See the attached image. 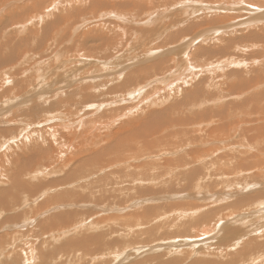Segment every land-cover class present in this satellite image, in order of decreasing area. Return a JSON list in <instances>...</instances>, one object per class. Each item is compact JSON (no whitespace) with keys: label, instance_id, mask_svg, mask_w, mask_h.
<instances>
[{"label":"rangeland","instance_id":"obj_1","mask_svg":"<svg viewBox=\"0 0 264 264\" xmlns=\"http://www.w3.org/2000/svg\"><path fill=\"white\" fill-rule=\"evenodd\" d=\"M159 1L0 0V5L5 4L3 8L0 7V103L2 104H0V174L3 173V163L14 164L10 174L8 170L6 171L9 178H5L6 175L0 183V264H264V33L255 30V27L250 29H247V26L239 27V24L246 23L250 17L253 18L252 15L256 16L258 12L261 15L264 13V1L259 0L260 3L263 2V6H255L254 2L252 3L255 7L245 5L247 9L250 7L249 9L254 11L253 14L249 9L242 11V5H238L237 0L236 5L233 4L234 0H225L232 6H230L232 11L225 7L220 10L218 6L225 2L224 0H190L191 2L187 0L186 4L179 5L178 9L176 5L175 7L169 5L170 2L175 3L177 0ZM161 3L164 5L162 6ZM197 7L202 11L199 14L194 10ZM95 8H99V12ZM151 12L152 16L149 14ZM240 12L245 15L240 16ZM215 14H223V16L227 14L229 18L227 16L228 19L221 23L213 22ZM39 16H42L40 20H36ZM202 17L204 21L198 22L200 27L195 28V32H188L187 36L180 37L176 42L171 41L173 44L168 42L161 45L164 38L167 40L170 35L172 39L176 31H180V27L174 26L179 23L177 21L195 22ZM233 17L237 19H232ZM241 17L243 19H240ZM29 19L34 20V23L25 26L26 28L23 27L24 29L18 28L20 31L17 30L18 24H26ZM72 21L77 24L76 35L85 34L84 39L79 36L78 45L75 43L78 38L74 37V32V34L71 32L69 42L66 35L68 28L76 27L71 25ZM120 26L134 35L130 41L133 44L129 43L128 51L115 57L116 54L112 51L119 47L116 41L118 43L125 41V39L122 42L120 40L122 32L117 29ZM225 26L227 29L224 28L221 35L222 39L226 40L224 43L217 41L218 37L214 38V41H201L195 44L192 49L194 60H191L190 54H185L188 46H185L187 42L184 43L182 40L188 38L190 40L192 35L205 36L216 27ZM108 28L115 30L116 33ZM240 28L242 30L246 28L243 31L247 32L243 33L246 37L241 32L232 34V30L240 31ZM225 32L231 34L228 33L226 36ZM251 33H255L256 38H250ZM158 37L163 40L156 41ZM239 37L245 38L244 41L249 40L250 45L261 42L259 44L261 47L255 50L251 48L253 52L244 50L250 45H243ZM154 41L156 42L153 45ZM106 42L111 49L106 50L108 48L105 47L102 49L101 45L106 46ZM238 47L240 50L237 49ZM120 48L122 51V47ZM80 52L83 53L82 57L79 55ZM89 53L93 54L91 58ZM176 60L180 62L182 60L183 67L187 64L189 73L180 78L175 75L172 77L173 74L169 73L161 77L163 80L156 76L158 79L154 77L157 80L153 81L154 83L150 80L148 84H152L146 89L143 88V91L146 93L152 91L151 100L161 97V102L152 107L149 105L146 110L151 109L149 110L151 113L146 117L127 121L123 126L113 127V130H116L132 123L133 126L123 131H135L134 133L120 136L118 140L106 138V134L99 131V123L95 122H99L100 116L105 114L114 117L115 112L120 111L119 108L127 107L129 111L134 103H124L125 99H122L119 100V104L106 105L105 101H102L103 97L112 99L113 96L105 95H108L114 87L119 88L116 94L124 95L126 93L124 85L130 77L141 80L143 75L156 74L155 67L168 62L173 66ZM243 63L247 64L242 66ZM192 66L195 67L194 72ZM202 67L205 68L199 71L198 69ZM187 70L184 69L183 73ZM193 73H196V76ZM173 79L174 83H177L178 87H183L185 92L190 90V95L176 96L175 85L169 86ZM145 82L143 80L140 85L144 86ZM247 82L250 84L258 82V84L249 85L250 89L238 87L242 83L248 86ZM199 84L201 89L196 93L197 88L194 87ZM232 85L235 87L231 88ZM192 94L194 96H191ZM172 96L178 98L173 101ZM191 97H198L195 100L198 103L202 102L200 103L202 106L180 111L177 106L182 104L188 107ZM211 101L217 102L211 103ZM96 105L103 106L97 111ZM172 110H175L176 115ZM127 111L124 112V116H127L125 114ZM50 117L55 119L52 120ZM223 117L227 118L224 120ZM130 118L134 119L133 116ZM236 119L239 122L236 129L238 132L233 135L235 130L224 126V123L228 122L229 125V122H237ZM63 122H69L73 127L53 130ZM244 129L245 133H242ZM204 135L205 138H199ZM38 136L43 146L42 149L35 150L34 143L38 141ZM21 142H25L26 145L21 147ZM152 142H159L164 149L180 151V154L178 152L176 155L172 151H170L172 153L167 152L162 155L163 159L155 158L162 162L158 167L164 169L156 168L155 172L170 173L165 175L161 184L131 182L134 185H129L126 181L121 182L127 180L128 175L113 176L111 179L118 182V185L114 187L107 185V190L116 193L120 202H124L117 207L109 205V203L116 205V202L113 198L108 201L109 203L104 201L103 197L107 194L104 195L102 191L103 184L99 181L101 176L103 177L108 171L111 172L112 166L115 165L117 168L119 165V162L118 165L116 164L117 161L131 156L134 149L142 148L141 146ZM60 143L63 146L61 151L58 149ZM94 144L97 145L90 146ZM78 146H83L82 152L86 147H90L88 157L92 158L80 165H75V159L73 160L72 168L77 174L79 171L80 176L84 167H87L93 159L103 158L112 162V166L102 173H95L87 181L98 185L79 190H73L72 186L53 187L47 190L44 189L45 187L37 188L36 186L40 184L64 179L69 172L71 173V166L56 173L57 163L49 168L50 173H45V169H40L41 166L46 165L45 158L53 156L63 159L71 152V147ZM118 147L123 148V152L120 150L122 152L120 157H117ZM139 153L141 154V151ZM143 158L140 161H143L142 163L154 159L145 156ZM177 159H182L184 164L176 172L171 168H174L173 163H176ZM38 160L42 161V164L39 165L34 176L28 178L26 175H18L29 162ZM168 160H172V163ZM135 162L132 161L130 164L139 165ZM8 167L7 165L6 168ZM142 173L141 170L140 174ZM144 173L149 174L147 170ZM171 173L173 176L178 175L176 181L172 176L169 177ZM77 174L73 175V180H77ZM13 180L19 182L20 189H17ZM26 182L28 187L25 185ZM84 183L85 181H80L79 185ZM163 190H166L165 193ZM156 192L160 194L157 195ZM67 193L73 196L72 199L66 197ZM172 193L177 194L166 200L167 195ZM58 194H63L62 198L65 200L55 202ZM78 198L82 202L79 203ZM99 198L103 199V203L98 202ZM201 205L204 206L201 210L202 214L206 217L201 218L197 215L193 219L195 223L186 224L187 228L184 226V229L178 230L173 226L177 216L174 214L170 217L168 213L171 214L174 207L187 210ZM149 208H152V212H147ZM158 208L164 209V214L160 213ZM156 214L160 216L156 218ZM144 217L146 219L151 217V220L146 223ZM160 217L165 218L158 220ZM193 225L200 231L203 226L212 228L209 229L212 233L207 236L203 233L200 236L199 231L197 233L192 230Z\"/></svg>","mask_w":264,"mask_h":264},{"label":"bare ground","instance_id":"obj_2","mask_svg":"<svg viewBox=\"0 0 264 264\" xmlns=\"http://www.w3.org/2000/svg\"><path fill=\"white\" fill-rule=\"evenodd\" d=\"M77 1V0H76ZM138 1V0H137ZM161 1V0H160ZM159 1V2H160ZM166 1V0H165ZM169 1H171V0H169ZM169 1H168V3H169ZM173 1V0H172ZM176 1V0H175ZM190 1V0H189ZM189 1H188V3H189ZM225 1V0H224ZM228 1V0H227ZM230 1V0H229ZM262 1H264V0H262ZM158 2V3H159ZM185 2H187V0L186 1H182V0H177L175 3H172V2H170L169 3V5L170 6H174L175 7V5L176 6H178L177 7V9L179 8V5H182L183 3H185ZM191 2V1H190ZM198 2H200V1H198ZM234 2L235 3H233V2H231V3H233V4H237L238 3V5L240 4V5H242V11H246V10H248L247 8H246V6L245 5H248V6H252V7H255V6H259V5H262L263 4V2L262 3H260L259 2V0H257V2H256V0H237V3H236V0H234ZM252 2H254V3H256V4H254V3H252ZM116 3V2H115ZM134 3H135V1H134ZM193 3H195V2H193ZM200 3H202V2H200ZM257 3H260V4H257ZM87 4V3H86ZM116 4H118V3H116ZM163 3H161V5H162ZM186 4V3H185ZM199 4V3H198ZM206 4V3H205ZM204 4V5H205ZM208 4V3H207ZM253 4L255 5V6H253ZM35 5V4H34ZM38 5V4H37ZM53 5V4H52ZM59 5V4H58ZM100 5H102L101 3H100ZM106 5H107V3H106ZM105 5V6H106ZM119 5H121V4H119ZM160 5V4H159ZM164 5V4H163ZM162 5V6H163ZM168 4H167V6H169ZM184 5V4H183ZM215 5V4H214ZM221 5V6H220ZM218 7H220V10H221V8H223V7H225V8H227V10H229V11H232L231 9H230V3L229 2H223L222 4H220ZM238 5L236 6V7H238ZM264 5V4H263ZM262 5V6H263ZM5 6V4L3 3V4H1L0 5V7H4ZM50 6V5H49ZM94 7H95V5H93ZM126 6V5H125ZM152 6V5H151ZM154 6V5H153ZM152 6V7H153ZM234 6V5H233ZM243 6H245V7H243ZM37 7V6H36ZM51 7V6H50ZM54 7H56V4L54 5ZM144 7V6H143ZM156 7V6H155ZM154 7V8H155ZM157 7H158V5H157ZM232 7V6H231ZM236 7H235V9H236ZM48 8V7H47ZM100 8H102L101 6H100ZM105 8H107V7H105ZM151 8V7H150ZM159 8H160V6H159ZM96 9V8H95ZM98 9V10H97ZM96 9V11L97 12H99V8H97ZM125 9V8H124ZM161 9V8H160ZM164 9V8H163ZM162 9V11H164ZM174 9V8H173ZM187 9V8H186ZM219 9V8H218ZM234 9V8H233ZM81 10V9H80ZM90 10V9H89ZM118 10V9H117ZM167 9H165V11H166ZM190 10V9H189ZM192 10V9H191ZM195 10V12H197L198 11V13H196V14H199V13H201L202 11L200 10V8H198L197 7V9L195 8L194 9ZM219 10V11H220ZM237 10H239V9H237ZM85 11V10H84ZM150 11H152V10H150ZM155 11H157V10H155ZM154 11V12H155ZM215 11H216V9H215ZM234 11V10H233ZM236 11V10H235ZM249 11H250V13H254V11L253 10H251V9H249ZM78 12V11H77ZM76 12V13H77ZM127 12V11H126ZM136 12V11H135ZM153 12V13H154ZM167 12V11H166ZM165 12V13H166ZM183 12V11H182ZM194 12V13H195ZM209 12V11H208ZM221 13H222V11H220ZM238 12V11H237ZM116 13V12H115ZM114 13V14H115ZM142 13V12H141ZM145 13V12H144ZM158 13V12H157ZM163 13V12H162ZM179 13V12H178ZM188 13V12H187ZM219 13V12H218ZM218 13H216V14H218ZM230 13V12H229ZM235 13V12H234ZM239 13V12H238ZM42 14V13H41ZM69 14V13H68ZM126 14V13H125ZM150 15L152 14V12L151 13H149ZM182 14V13H181ZM189 14V13H188ZM214 15V17L215 18H213V19H215L213 22H217V21H219L220 23L221 22H223L225 19H228L229 18V16L226 14V16L224 15L223 16V14H221V15ZM231 14V13H230ZM247 14V13H246ZM257 15L255 16V15H252L253 16V18L252 17H250V19L248 20V21H246V19H244L245 21H246V23H242V24H239V27H241V26H247L246 28L248 29H250L251 27H255L254 29L256 30V29H258V30H261L263 33H264V13L261 15L259 12L258 13H256ZM43 15V14H42ZM100 15V14H99ZM102 15V14H101ZM100 15V16H101ZM123 15V14H122ZM127 15V14H126ZM162 15V14H161ZM187 15V14H186ZM234 15H236V14H234ZM233 15V16H234ZM240 16L242 15L241 14V12H240V14H239ZM243 15H245V14H243ZM242 15V16H243ZM250 15V14H249ZM248 15V16H249ZM44 16V15H43ZM73 16V15H72ZM152 16V15H151ZM176 16V15H175ZM174 16V17H175ZM182 16V15H181ZM221 16H222V18H221ZM228 16V18H226ZM238 16V15H237ZM247 16V15H246ZM40 17H42V16H39L38 18H36V20H40ZM70 17V16H69ZM122 17V16H121ZM130 17V16H129ZM145 17V16H144ZM143 17V18H144ZM179 18H180V15L178 16ZM200 17V16H199ZM205 18H206V16H204ZM239 17V16H238ZM61 18V17H60ZM67 18V17H66ZM65 18V19H66ZM78 18V17H77ZM82 18V17H81ZM107 18V17H106ZM125 18H126V16H125ZM208 18V17H207ZM247 18V17H246ZM76 19V18H75ZM131 19V18H130ZM160 19V18H159ZM175 19V18H174ZM177 19V18H176ZM184 19V18H183ZM209 19H210V17H209ZM232 19H237V17H233ZM240 19H243L242 17L240 18ZM146 20H148L147 18H146ZM178 20V19H177ZM176 20V21H177ZM202 20H203V17L202 18H198V19H196V23L195 22H193L192 20H180V21H177V22H179V23H177V25H174V26H176V27H180L181 29H180V31L178 32V31H176L175 29L176 28H174V31H176L177 33L175 34V37H173L172 39L170 38V35H169V38H167V40H165V38H164V40H163V38H157V39H155L156 41H161V40H159V39H162L163 41H161L162 42V44L161 45H165L166 43H168V42H176V41H178L179 40V38L180 37H182L183 36V38H184V35H186L187 36V34H189L188 32H193L194 30H195V28H199L200 27V25H199V21H201V23H202ZM211 20V19H210ZM239 20V19H238ZM75 21V20H74ZM74 21H72L71 23V25L73 26V25H75L74 24ZM78 21V20H77ZM81 21H82V19H81ZM159 21V20H158ZM204 21V20H203ZM39 22V21H38ZM62 22V21H61ZM199 22V23H198ZM231 22H232V20H231ZM239 22V21H238ZM32 23H34V20H28L27 22H26V24L25 23H20V24H18V26H17V30H19L18 28H22V29H24L23 27H25V26H28L29 24H32ZM77 23V22H76ZM206 23H208V22H206ZM212 23V22H211ZM225 23V22H224ZM83 24H85V22L83 23ZM108 24V23H107ZM110 24V23H109ZM176 24V23H175ZM210 24V23H209ZM208 24V25H209ZM230 24V23H229ZM62 25V24H61ZM77 25V24H76ZM75 25V26H76ZM106 25V24H105ZM207 25V26H208ZM214 25H215V23H214ZM241 25V26H240ZM112 27H113V25H111ZM116 26L117 25H115L114 27L116 28ZM122 26V25H121ZM120 26V28H118L117 27V29H118V31L119 32H122V34H120V40H121V42H122V40L123 39H125V41L124 42H122V43H118L117 41H116V43H117V46H119L115 51H112V52H115V54H116V56L115 57H118V56H120L121 54L120 53H125V52H127L128 51V49L127 48H129L130 47V45H129V43H130V41H131V38H133V36L134 35H132V33H130L128 30H126L124 27H121ZM171 26H173V25H171ZM203 26H205V25H203ZM211 26V25H210ZM235 26H237V25H235ZM215 27V26H214ZM229 27H230V25H229ZM238 27V26H237ZM26 28V27H25ZM54 28V27H53ZM68 28V27H67ZM111 28V27H110ZM212 27H210V29H211ZM224 28L225 29H227L226 28V26L225 27H222V28H215V30L214 31H212V30H208L210 33L208 34V35H205V36H202V35H199L198 34V37H193V35H192V39L190 38V40H189V38H188V40H189V42L190 43H188V40H182L183 42L184 41H186L187 42V44H185V46H188L185 50V54H190V56H191V60H194V58L192 57V49H193V46L195 45V44H199V42H206V41H214V38L215 39H217L218 37V39H217V41H220V42H222V43H224L226 40L225 39H222V36L221 35H223L222 34V32H223V30H224ZM236 28V27H235ZM246 28L244 29V30H246ZM57 29H58V27H57ZM77 29V26L76 27H71V28H68V30H67V38H68V42L70 41V38H71V32H72V34H74V37L75 36H77V42L75 41V43H76V45H78V43H79V36L81 35V34H79V35H76V30ZM107 29V28H106ZM109 29V28H108ZM114 29V28H113ZM203 29V28H202ZM206 29V28H205ZM60 30V29H59ZM64 30V29H63ZM66 30V29H65ZM110 30V29H109ZM112 30V29H111ZM110 30V31H111ZM133 30V29H132ZM136 30V29H135ZM166 30V29H165ZM244 30H242V28H240V31H238V29H234V30H232L231 32H232V34L234 33V32H241L242 33V35H243V33H247V32H243ZM20 31V30H19ZM108 31V30H107ZM112 31H114L115 33H116V31L115 30H112ZM162 31V30H161ZM167 31H169V30H167ZM205 31V30H204ZM228 31V30H227ZM226 31V32H227ZM74 32V33H73ZM173 32V31H172ZM195 32V31H194ZM225 32V33H226ZM231 32H228V33H230L231 34ZM56 33V32H55ZM54 33V34H55ZM69 33H70V36L68 37V35H69ZM80 33V32H79ZM110 33V32H109ZM108 33V34H109ZM113 33V32H112ZM137 33V32H136ZM136 33H134V34H136ZM228 33H226V36H227V34ZM114 34V33H113ZM117 34H118V32H117ZM168 34V33H167ZM171 34V33H170ZM191 34V33H190ZM193 34V33H192ZM252 34V33H251ZM250 34V38L251 37H255L256 38V34L255 33H253L252 35ZM58 35V34H57ZM91 35H93V34H91ZM129 36V39H128V36ZM139 35V34H138ZM174 35V34H173ZM235 35V34H234ZM241 35V36H242ZM167 36V35H166ZM172 36V35H171ZM196 36H197V33H196ZM244 37H246L245 36V34L243 35ZM264 36V35H263ZM82 39H84V37H85V34L84 33H82V36H80ZM86 37H87V35H86ZM101 37V36H100ZM113 37H115V36H113ZM119 37V36H118ZM163 37V36H162ZM165 37V36H164ZM80 38V39H81ZM89 38H91L90 36H89ZM187 38V37H186ZM240 39H241V42H242V44L243 45H250V43L248 42V41H244V39H242V37H239ZM238 38V39H239ZM74 39V38H73ZM103 39V38H102ZM119 39V38H118ZM137 39V38H136ZM239 39V40H240ZM55 40H56V36H55ZM230 40V39H229ZM65 41V40H64ZM156 41H154L152 44L154 45L155 44V42ZM216 41V42H217ZM237 41V40H236ZM259 41H261V40H259ZM263 41V40H262ZM74 42V41H73ZM135 42V41H134ZM137 42V41H136ZM171 42V43H172ZM182 42V43H183ZM227 42H228V40H227ZM230 42H231V40H230ZM229 42V43H230ZM244 42H247V43H245L244 44ZM90 43V42H89ZM103 43V42H102ZM107 44H106V46H104L105 44H102L101 46H102V49H104V47H105V49L106 48H108V49H106V50H109V49H111V47L109 46V43L108 42H106ZM185 43V42H184ZM232 43H235V42H232ZM249 43V44H248ZM252 43H254V40L252 41ZM61 44H62V42H61ZM130 44H133V42L132 43H130ZM151 44V43H150ZM173 44V43H172ZM171 44V45H172ZM259 44H261V42L259 43H255V44H252V45H250V46H247V47H245L244 48V50L246 49V50H248V51H250V50H255L256 48H259V47H261V45H259ZM64 45V44H63ZM100 45V44H99ZM107 45H108V47H107ZM114 44L112 43V46H113ZM264 45V44H263ZM56 46H58V45H56ZM61 46V45H60ZM60 46H59V50H61L60 49ZM100 46V47H101ZM173 46V45H172ZM180 47H181V45H179ZM63 47V46H62ZM74 47V46H73ZM72 47V48H73ZM99 47V48H100ZM120 47H122V51H120ZM124 47V48H123ZM164 47V46H163ZM174 47V46H173ZM182 47H183V45H182ZM225 47V46H224ZM227 47V46H226ZM58 48V47H57ZM57 48H54V49H57ZM64 48V47H63ZM68 48V47H67ZM75 48V47H74ZM85 48V47H84ZM114 48V47H113ZM252 48V49H251ZM70 49V48H69ZM81 49V48H80ZM88 49V48H87ZM161 49V48H160ZM238 50H240V48L238 47L237 48ZM236 49V50H237ZM65 50V49H64ZM114 50V49H113ZM171 50V49H170ZM229 50H231V48L229 49ZM234 50V49H233ZM242 50V49H241ZM243 50V51H244ZM253 50H252V52H253ZM259 50H261V49H259ZM116 51H120V52H116ZM173 51V50H172ZM66 52H69L68 50H66ZM65 52V53H66ZM107 52V51H106ZM148 52V51H147ZM196 52H197V50L195 51V55H194V57H196ZM228 52V51H227ZM242 52V51H241ZM240 52V53H241ZM256 52V51H255ZM94 53V52H93ZM111 53V52H110ZM130 53V52H129ZM151 53V52H150ZM232 53H233V51H232ZM245 53V52H244ZM53 54H55V53H53ZM59 54V53H58ZM81 54H83L82 52H80L79 53V55L82 57V55ZM102 54V53H101ZM114 54V53H113ZM145 54V53H144ZM229 54V53H228ZM238 54V53H237ZM65 55V54H64ZM68 55V54H67ZM99 55V54H98ZM122 55H124V54H122ZM126 55H127V53H126ZM126 55H124V56H126ZM57 56V55H56ZM68 56H70V55H68ZM86 56V55H85ZM93 56V54L92 53H89V57L91 58ZM96 56H97V54H96ZM101 56V55H100ZM159 56V55H158ZM163 56V55H162ZM189 56V55H188ZM239 56V55H238ZM88 57V56H87ZM105 57V56H104ZM122 57V56H121ZM185 57L187 58V55H185ZM184 57V58H185ZM261 57V56H260ZM57 58H59V57H57ZM102 58V57H101ZM107 58H108V56H107ZM112 58H114L113 57V55H112ZM181 58H182V56H181ZM180 58V59H181ZM262 58V57H261ZM76 59V58H75ZM96 59H97V57H96ZM106 59V58H105ZM175 59V58H174ZM236 59V58H235ZM66 60V59H65ZM183 60V59H182ZM182 60H181V62H180V60H176V61H174L173 62V66L171 65V63H162L161 64V66H157V67H155V70H157V73L156 74H154V75H143V76H141V80H139V79H134V78H129L127 81H126V83H125V85H124V88H125V90H126V93L124 94V95H118V94H116V91L119 89L118 87H114V88H112L111 90H110V92L108 93V95H105V96H113V98L112 99H107V97H103V99H102V101L104 100L105 101V103H106V105H108V104H119L118 102H119V100H122V99H125L124 100V103H127V102H131V103H134V105H132L131 106V108H129L128 110L129 111H127V107L125 108V107H123V108H119L120 109V111H118V112H115V116L114 117H112V115L111 116H108L107 114H105V115H103V116H100V119H99V122H95V123H99V125H100V129H99V131H101V132H104L105 134H106V138H110V139H112V138H114V139H117L118 140V137H120V136H123V135H126V134H132V133H134L135 131H123V130H125V129H127V128H129V127H131V126H133L134 124H132V123H130L129 125H127V126H124V127H119V128H116V130H113V127L114 126H116V125H120V126H123V125H125L126 124V122L127 121H131V120H136V119H142V118H144V117H146V115L148 114V113H151L149 110H151V109H148V110H146L147 108H148V106L150 105L151 107L152 106H154V105H158L160 102H161V97H158L157 99H153V100H151V93H153L152 91L151 92H145V91H143V88H147V87H149V85L150 84H152V83H150V84H148L149 83V81L151 80V82H155V81H157V80H155V78L156 79H158V77H162V76H167V74H169V73H172L173 75H172V77L175 75V77H177V78H180V77H185L186 76V74L187 73H189L188 72V65L186 64V67H183V64H181L182 63ZM258 60V59H257ZM188 61V60H187ZM256 61V60H255ZM119 62V61H118ZM184 62H186V59L184 60ZM229 62V61H228ZM251 62V61H250ZM124 64V63H123ZM230 64V63H229ZM245 64H247V63H243L242 64V66H244ZM171 65V66H170ZM192 65V64H191ZM212 65V64H211ZM153 68H154V66L152 67V70H153ZM192 68V70H193V72L195 71L193 68H195V67H191ZM205 68V67H204ZM203 67L201 68V69H198L199 71H202L203 69H204ZM150 69V68H149ZM187 70V71H185L184 73H183V70ZM209 69H211V68H209ZM213 70H214V68H212ZM117 70V69H116ZM151 70V69H150ZM181 70V71H180ZM223 70V69H222ZM260 70V69H259ZM121 70L119 69V72H120ZM143 71V70H142ZM198 71V72H199ZM204 71H206V69L204 70ZM215 71V70H214ZM152 73V72H151ZM182 73V74H181ZM197 73V72H196ZM196 73H193V75H195L196 76ZM121 74V73H120ZM156 76H158V77H156ZM188 76V75H187ZM194 76V77H195ZM155 77V78H154ZM244 77V76H243ZM154 78V80H152ZM165 79V81H168V80H166V78H164ZM206 79V78H205ZM229 79V78H228ZM242 79V78H241ZM258 79V78H257ZM143 80H145L146 82H145V85L144 86H141L140 85V82H142ZM161 80H163L162 78H161ZM207 80V79H206ZM178 81V80H177ZM234 81H236V80H234ZM242 81V80H241ZM241 81H239V82H241ZM255 81V80H254ZM258 82H259V80H257ZM153 82V83H154ZM175 81H174V79H173V81H172V84H171V82L169 83V86L171 87V86H174L175 87V94H176V96H177V94H185V95H190L189 94V91H187V92H185L184 91V89H183V87H178L177 86V83L175 84L174 83ZM189 82V81H188ZM258 82H252L251 84H253V85H256V84H258ZM8 83V82H7ZM166 83V82H165ZM174 83V84H173ZM205 82H203V84H204ZM236 83H237V81H236ZM31 84V83H30ZM246 84H248V86H246V85H244L243 83L242 84H239L240 86H238V87H244V88H247V89H250L251 87L249 86V85H251L250 84V82H247ZM191 85V84H190ZM160 86V85H159ZM233 86V85H232ZM2 87V86H1ZM191 87V86H190ZM192 87H194L193 85H192ZM235 86H233V87H231V88H234ZM159 88V87H158ZM194 88H197V91H196V93L201 89L200 88V84H199V86H195ZM155 90H156V88H155ZM164 90V89H163ZM202 91V90H201ZM141 92V93H140ZM145 92V93H144ZM156 92V91H155ZM139 93V94H138ZM143 93V94H142ZM157 94H158V92H157ZM156 95V94H155ZM155 95H153V96H155ZM184 95V96H185ZM241 95V94H240ZM138 96V97H137ZM173 97V101H175L176 100V98H178L179 97V95H178V97ZM191 96H194V94H192ZM224 96V95H223ZM163 97V96H162ZM7 98V97H6ZM166 98V97H165ZM198 98V97H197ZM197 98H190L191 100H190V103L188 104V107H185L184 105H180V106H177L178 107V109L180 110V111H182L183 109H185V110H191V109H195V108H197V107H200V106H202L200 103H202V102H200V103H198L195 99H197ZM253 98V97H252ZM254 98H255V96H254ZM164 99V98H163ZM219 99V98H218ZM256 99V100H255ZM255 99H253V100H255V102H257V98H255ZM6 100V99H5ZM166 100V99H165ZM259 100V99H258ZM4 101V100H3ZM178 101V100H177ZM176 101V102H177ZM245 101V100H244ZM171 102V101H170ZM195 102H197V103H195ZM205 104L207 103V101H203ZM214 102H217V101H211V103H214ZM145 103H147L145 106H143ZM259 103H260V101H259ZM1 104V103H0ZM178 104V103H177ZM2 105V104H1ZM175 105H176V103H175ZM102 106L103 105H96V110L97 111H99V109H101L102 108ZM105 106V105H104ZM125 106V105H124ZM174 106V105H173ZM228 106V105H227ZM1 107V106H0ZM232 107V106H231ZM175 108V107H174ZM230 108V107H229ZM135 109V111L133 112V110ZM231 109V108H230ZM234 109V108H233ZM145 110V111H144ZM125 111H127V113H125V114H127V116H124V112ZM143 111V112H142ZM173 111V110H172ZM175 111V110H174ZM174 111H173V114H175L174 113ZM193 111V110H192ZM107 112V111H106ZM109 113H110V111H108ZM138 112H140V113H138ZM202 113H204V112H202ZM157 114H159V113H156V115ZM176 115V114H175ZM215 115V114H214ZM227 115V114H226ZM108 116V117H107ZM131 116H133V118L134 119H132V118H130ZM223 116V115H222ZM178 117V116H177ZM192 117V116H191ZM194 117V116H193ZM175 118H176V116H175ZM174 118V119H175ZM187 118V117H186ZM227 118V117H226ZM225 118V119H226ZM50 119H52V120H54L55 119V117H50ZM223 119H224V117H223ZM224 119V120H225ZM180 120V119H179ZM100 121H102V123L100 122ZM235 121H237V122H229V125H227L228 124V122H227V124L226 123H224L223 125L224 126H227V127H230L232 130H235V132H234V134L233 135H235L238 131L236 130L237 129V126H238V119H236ZM241 121V120H240ZM221 122V121H220ZM242 122V121H241ZM241 124V123H240ZM223 125H222V127H223ZM242 125V124H241ZM61 127H63V128H61ZM70 127H73V124H70L69 122H63L62 124H61V126H56V128L55 129H53V130H56V129H58V130H61V129H69ZM207 127V126H206ZM122 128V129H121ZM205 129V128H204ZM226 129V128H225ZM122 130V131H121ZM242 133H245V129L244 130H242L241 131ZM123 133H125V134H123ZM202 135V134H201ZM203 137L205 138V135L204 136H199V138L200 139H203ZM28 139V138H27ZM26 139V140H27ZM90 140V139H89ZM88 140V141H89ZM87 141V142H88ZM26 142V141H25ZM25 142H21L20 143V145H21V147H24L25 145H26V143ZM34 145H35V150H39V149H42V146H43V142H42V140H41V138L38 136V141L36 142L35 141V143H34ZM97 144H94V145H90V146H96ZM202 146H203V144L202 145H200V148H202ZM142 148H139V147H137L136 149H134V153L131 155V156H126V157H123V158H121L120 160H118L117 161V165H118V162H119V165L117 166V168H115V165L114 166H112V162H110V161H108V160H105V159H103V158H97V159H93V160H91V162H89V164H88V166L87 167H84V169H83V171H81V176H80V172L78 171V174L76 173L77 171L76 170H74L72 167V162H73V160L75 159V165H80V164H82V163H84V162H86V161H88L89 159H92V158H90V157H88V153L90 152V150H91V148L90 147H86V149L82 152V149H83V146H78L77 148H73V147H71V152L69 153V154H67V155H65V158H61V157H58V158H55V157H47V158H45V162H46V165H43V166H41L40 167V169H45V173H50V170H49V168L51 167V166H54V165H56V163L58 164V170L56 171L55 170V172L56 173H58L60 170H62V169H64V170H66V168L68 169L70 166H71V168L72 169H70L71 170V173L69 172V174H67L66 175V177L64 178V179H61V180H58L57 182H50L49 184H40L39 186H36L37 188H39V189H43L44 187V189L45 190H47V188H53V187H62V188H64V187H68V186H72V189L73 190H79V189H86V188H88L89 186L91 187V186H95L96 187V184L97 183H93V182H87L90 178H91V176L92 175H94L95 173H98L99 174V172H101L102 173V171H105L107 168H109L110 166H112L113 167V169H112V171L111 172H107L105 175H103V177L101 176V178H100V182H101V184H103L101 187L103 188L102 189V191L105 193L104 195H106L105 197H103L104 198V201H106V202H108L111 198H113L114 200H115V202H116V205L114 204V203H112V204H110L109 202V205H112V206H115V207H117L118 205H122L123 204V202L124 201H122V202H120V200H119V198L117 197L118 195L116 194V193H112L110 190H107L108 188L106 187L107 185H111V186H113L114 187V185H118V182H116V181H113L111 178L113 177V176H120V175H124V176H127L128 175V179L127 180H121V182H128L127 184H129V185H132L134 182H138V183H143V184H146V183H150V184H152L153 182H160V184L162 183V181L164 180V177H166L165 175H167L168 173H170V172H163V173H161V171L160 172H155V170H157L156 168H161V167H158V166H161L162 165V162H160V161H158V160H156L157 158H161V159H163V154H165V153H167V152H170V151H172V152H174L175 153V155L178 153V154H180V151L178 150V151H174V150H169V149H164V148H161V144L159 143V142H152V143H150V144H147V145H144V146H141ZM160 148V149H157V148ZM218 148H220V147H218ZM6 149V148H5ZM58 149L61 151L62 149H63V146L61 145V143L58 145ZM163 151H162V150ZM32 150H33V148H32ZM123 152V148L122 147H118V149H117V157H120V155L122 154V152ZM214 150H216V149H214ZM141 151V154L139 153ZM36 152V151H35ZM172 152H170V153H172ZM37 153H40V152H37ZM135 153H138V154H135ZM61 154V153H60ZM147 154H149L148 156H147ZM152 155V156H151ZM156 155V156H155ZM158 155V156H157ZM223 155V154H222ZM226 155H228V154H226ZM146 157V158H153L154 157V159H149V161H147V162H144V163H142V162H140L141 160H143L144 158L143 157ZM143 158V159H142ZM156 158V159H155ZM132 159V160H131ZM130 160V161H129ZM173 160H175V159H173ZM132 161H136V162H138V164L139 165H137V164H130V162H132ZM169 161H171V163H172V160H168V162ZM135 162V163H136ZM164 162V161H163ZM166 163H167V161H166ZM170 163V162H169ZM211 163V162H210ZM42 164V161H40L39 162V160L38 161H35V162H29L27 165H26V167H24V169L22 170H20L21 172L18 174L19 176H21V174L22 175H26V177H31V176H34L35 174H36V172H37V170H38V168H39V165H41ZM183 164H184V162H183V160L182 159H177V162L176 163H173V165H174V168H171V169H174L176 172H177V170L180 168V167H182L183 166ZM9 166L8 168H6V166ZM122 165H124V166H122ZM169 165V164H168ZM14 166V164L13 163H3L2 164V169H3V173L2 174H0V183H2L1 181H2V178H4L6 175H7V170H8V172H9V174L11 173V171H10V169H11V167H13ZM165 166V165H164ZM154 167V168H153ZM163 167V166H162ZM21 168V167H20ZM19 168V169H20ZM155 169V170H154ZM163 168H161V170H162ZM167 169V171H168V168H166ZM143 171V173L142 174H140V171ZM145 170H147L148 171V173L149 174H147V173H144L145 172ZM164 170V169H163ZM18 171V170H17ZM23 171V172H22ZM173 170H171V172H172ZM198 171V170H197ZM201 171V170H200ZM199 171V172H200ZM151 172V173H150ZM193 172V171H192ZM195 172H196V170H195ZM41 174V173H40ZM75 174H77V176H76V178H77V180H73V175H75ZM104 174V173H103ZM197 174V173H196ZM195 174V175H196ZM183 175V174H182ZM78 176H80V177H78ZM99 176V175H98ZM123 176V177H124ZM169 176V175H168ZM172 176V178L175 180V178H178V175L176 174L175 176H173V174L171 173L170 174V176L169 177H171ZM5 178H9L8 177V175L5 177ZM34 178V177H33ZM192 178V177H191ZM31 179V178H30ZM166 179V178H165ZM4 180V179H3ZM179 180V179H178ZM19 181L21 182V180L19 179ZM29 181V180H28ZM80 181H85V183L84 184H80L79 185V182ZM97 181V180H96ZM141 181V182H140ZM176 181V180H175ZM87 182V183H86ZM131 182H133V183H131ZM13 183L15 184V186L17 187V189H20V184H19V182H15V180H13ZM30 183H32L31 181H30ZM77 184V185H76ZM155 184V183H154ZM159 184V185H160ZM26 187H28L27 186V182H26ZM29 185V184H28ZM98 185V184H97ZM134 185V184H133ZM141 185V184H140ZM0 186H1V184H0ZM33 186V185H32ZM147 186V185H146ZM161 186V185H160ZM173 186V185H172ZM34 188V187H33ZM123 188V187H122ZM122 188H121V190H122ZM136 188H139V187H136ZM157 188H158V186H157ZM194 188V187H193ZM72 189H71V191H72ZM99 189V188H98ZM101 189V188H100ZM120 189V188H119ZM160 189V188H159ZM118 190V189H117ZM120 190V191H121ZM129 190V189H128ZM137 190V193H139V191H138V189H136ZM140 190V189H139ZM155 190V189H154ZM157 190V189H156ZM31 191H33V189H32V187H31ZM30 190H29V192L30 193H33L34 194V192H31ZM68 191H70V189L68 190ZM68 191H65V192H68ZM100 191V190H99ZM141 191V190H140ZM158 191V190H157ZM164 191V190H163ZM166 191V190H165ZM165 191H164V193H165ZM171 192H176V190H170ZM46 192V191H45ZM119 192V191H118ZM35 193H40V192H35ZM70 193V192H69ZM69 193H67L66 194V197H69V198H71V197H73L71 194H69ZM99 193H101V192H99ZM155 193V192H154ZM9 194V193H8ZM33 194H31V195H33ZM43 194V193H42ZM73 194V193H72ZM75 194V193H74ZM73 194V195H74ZM87 194V193H86ZM101 194H103V193H101ZM113 194V195H112ZM145 194H146V192H145ZM156 194L158 195V194H160V192H156ZM177 194V193H176ZM175 194V195H176ZM6 195V194H5ZM62 195L63 194H58V196L56 197V200H55V202H61V201H64L65 199L64 198H62ZM108 195H110V196H108ZM133 195V194H132ZM142 195V194H141ZM174 193H172V194H169V195H167V199L166 200H170V198H173L174 196ZM75 196H77L76 194H75ZM74 196V197H75ZM172 196V197H171ZM181 196V195H180ZM14 198H15V196H13ZM63 197H64V195H63ZM65 197V198H66ZM78 197V196H77ZM215 197V196H214ZM79 198H81V196L79 197ZM79 198H78V200L77 201H79V203L80 202H82L81 200H79ZM83 198H85V197H83ZM29 199V198H28ZM33 199H34V197H33ZM72 199V198H71ZM87 199V198H86ZM8 200V199H7ZM83 200H85V199H83ZM119 200V201H118ZM128 200H130V199H128ZM131 201V200H130ZM145 202H146V200H144ZM148 201V200H147ZM7 202V201H6ZM83 202H85V201H83ZM98 202H102L103 203V199L102 198H99V201ZM125 203H126V201H125ZM143 203V202H142ZM141 204V203H140ZM136 205V204H135ZM177 205H179V204H177ZM138 206H139V204H138ZM147 206V205H146ZM45 207V206H44ZM137 207V206H136ZM160 208H161V206H160ZM160 208H158L157 210L160 212V213H162V214H164L163 212H165V210L164 209H160ZM191 208V207H190ZM154 209V208H153ZM202 209H204V206L203 205H201V206H195V208H192V209H185V210H183L182 209V207L180 208H176L175 209V207H174V211L172 212L171 211V214H169L168 213V216H170V217H173V215L174 214H176V219L173 221V226H175V227H177L178 228V230L179 229H184V226H185V228H187L186 227V224H194L195 222H194V220L193 219H195V217L197 216V215H200V217L201 218H204V217H206V215L204 214H202L203 212L201 211ZM137 210V209H136ZM146 210V209H145ZM155 210V209H154ZM172 210V209H171ZM128 211V210H127ZM152 212V208H149V209H147V212ZM114 212V211H113ZM67 213V212H66ZM69 213V212H68ZM59 214H61V213H59ZM65 214V213H64ZM145 214H147L146 213V211H145ZM145 214H144V216H145ZM149 214V213H148ZM151 214H153V213H151ZM187 214H190L189 216L187 215ZM63 215V214H62ZM69 215V214H68ZM57 216V215H56ZM64 216V215H63ZM66 216V215H65ZM140 217L142 216V215H139ZM158 216H160L159 214H156L155 215V217L157 218ZM138 217V216H137ZM167 217V216H166ZM62 218V217H61ZM145 218V217H144ZM155 218V219H156ZM165 217H160L158 220H160V219H164ZM208 218V217H207ZM60 219V218H59ZM184 219V220H183ZM188 219V220H187ZM209 219V218H208ZM63 220V219H62ZM145 220H147L146 221V223H148L150 220H151V217L150 218H148V219H146L145 218ZM154 220V219H153ZM71 221V220H70ZM206 221V220H205ZM61 222V221H60ZM63 222H64V220H63ZM73 222V221H72ZM177 223H179V225L177 224ZM67 224V223H66ZM196 224H198V223H196ZM46 225V224H45ZM63 225V224H62ZM145 225V224H144ZM214 226H215V224H213ZM48 226V225H47ZM158 226V225H157ZM181 226V227H180ZM188 226V225H187ZM191 226V225H190ZM64 227V226H63ZM196 227H199V226H196ZM60 228H62V227H60ZM156 227H154V229H155ZM198 228H194V225H193V227H192V230L193 231H199L200 232V236H201V234H205L204 236H207L209 233H212V232H210L209 231V229H212V228H209V227H207V226H203L202 227V230L200 231V230H197ZM119 230V229H118ZM213 230H214V228H213ZM157 231V230H156ZM188 231V230H187ZM189 232V231H188ZM198 233V232H197ZM105 235V234H104ZM198 235V234H197ZM194 238V237H193ZM103 239V238H102ZM190 239V238H189ZM196 239V238H195ZM90 240V239H89ZM88 241V240H87ZM73 242V241H72ZM100 242V241H99ZM118 242V241H117ZM186 242H187V240H186ZM191 242V241H190ZM89 243V242H88ZM71 244H73V243H71ZM107 244H109V243H107ZM106 247V246H105ZM80 248V247H79ZM119 251V250H118ZM89 253H91V252H89ZM89 255V254H88ZM39 256V255H38ZM37 256V257H38ZM92 256V255H91Z\"/></svg>","mask_w":264,"mask_h":264}]
</instances>
